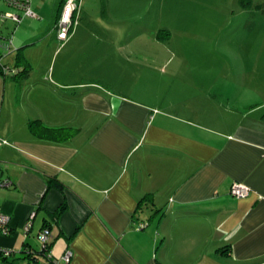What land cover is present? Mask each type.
<instances>
[{
  "label": "crops",
  "instance_id": "crops-1",
  "mask_svg": "<svg viewBox=\"0 0 264 264\" xmlns=\"http://www.w3.org/2000/svg\"><path fill=\"white\" fill-rule=\"evenodd\" d=\"M41 1L30 0L38 19L0 17L2 63L25 69L0 75V137L10 143L0 147V179L11 183L0 188L11 221L0 247L12 252L0 264H46L44 228L54 262L71 251L69 264H264V104L243 84L232 101L228 86L210 95L214 74L182 69L136 89L135 54L120 51L135 43L131 24L109 38L114 22L84 6L60 46L53 27L66 0L53 10ZM8 6L0 12L21 15ZM32 121L74 132L53 141L30 131ZM232 184L248 196L233 197Z\"/></svg>",
  "mask_w": 264,
  "mask_h": 264
},
{
  "label": "rangeland",
  "instance_id": "rangeland-1",
  "mask_svg": "<svg viewBox=\"0 0 264 264\" xmlns=\"http://www.w3.org/2000/svg\"><path fill=\"white\" fill-rule=\"evenodd\" d=\"M57 1L46 0L50 10ZM4 4L5 0H0V8ZM81 6L89 8L100 24L114 22V28H101L109 38H117L130 24L135 29V43L121 46L120 51L135 54L136 89L146 85L148 89V82L162 84L159 74L167 78L168 84L171 69H182L191 73L192 79L195 75L214 74L217 82H213L215 89L210 95L224 94L231 87L232 101L231 97L238 94L237 87L243 84L248 91L244 96L264 104V0H83ZM110 9L114 12L108 15ZM93 36L97 40L100 34L94 32ZM155 53L163 59L150 61L149 56ZM253 59H257L256 66ZM106 70L104 64L103 72ZM224 80L225 84L220 82ZM221 85L228 88L221 90ZM6 113L13 118L17 115L13 106L12 114L5 108Z\"/></svg>",
  "mask_w": 264,
  "mask_h": 264
},
{
  "label": "built area",
  "instance_id": "built-area-1",
  "mask_svg": "<svg viewBox=\"0 0 264 264\" xmlns=\"http://www.w3.org/2000/svg\"><path fill=\"white\" fill-rule=\"evenodd\" d=\"M6 3L11 8H14L21 12V16L18 14H0L1 18L11 19L16 23H20L23 18H36V13L32 10L30 5V0H5ZM78 5L76 0H67L66 4L63 7L61 12V16L58 22V34L57 37L59 40L64 41L68 36V29L72 25V16L74 12L77 10ZM11 42L9 41L8 44ZM10 143L4 139L0 138V147L9 146ZM9 180L0 179V188H7L10 185ZM249 190L243 185L240 184H232L230 188V194L236 198H246L248 196ZM34 217V212L30 214V219ZM11 221L7 214H5L0 209V236H8L10 233ZM31 227V222H27L24 225V232L28 233ZM50 232L47 228H44L38 234V240L40 243V249L42 252H45L47 244H49ZM12 252L8 249H3L0 247V257L9 258ZM48 260H51L52 264H69L72 258V252L66 251L59 262H54L49 253H47Z\"/></svg>",
  "mask_w": 264,
  "mask_h": 264
},
{
  "label": "trees",
  "instance_id": "trees-1",
  "mask_svg": "<svg viewBox=\"0 0 264 264\" xmlns=\"http://www.w3.org/2000/svg\"><path fill=\"white\" fill-rule=\"evenodd\" d=\"M82 1L83 0H76V3L78 5V8H77V10L74 12V14L72 16V25L68 29V36H67V39L66 40L61 41L57 37L58 29H59L58 28V22H59V19H60L61 14L59 15V17H58V19H57V21H56V23H55V25L53 27V36L59 42V45L60 46H63L65 43L68 42V40L73 36V34L75 33L76 29L78 28V26H79V24H80V22L82 20V17H81V8H82L81 4H82ZM66 2H67V0L63 4V7L66 4ZM63 7H62V10H63ZM62 10H61V12H62ZM19 16H21V15H19ZM28 19H38V16L36 14V18H28ZM20 23H16V24H20ZM8 42H7V44H8ZM10 44H8V45H10ZM23 70H25V69H23ZM23 70L22 69L20 71L17 70L16 72L13 73L11 69L7 68L2 63V60L0 58V75L3 78L8 77V76H16L17 73L19 74ZM262 119L264 120V114H263ZM29 129H30V131H32L36 135H39V136H41V135L42 136H50V140H53V141H62V140L69 139L72 136L73 132H74V130L73 129H70V128L68 129V128L46 127V126L42 125L41 122H39V121H32V122H30L29 123ZM1 139H3V138H1ZM47 253H50V244H47L45 252H42V250L40 249V252L37 253V254H39V255H41V256H43V257L46 258V260H47V263L46 264H52L51 263V260H48V258H47ZM27 255L34 256L36 254H34L32 252H28ZM0 259H2V257H0ZM3 259L6 260L7 258H3Z\"/></svg>",
  "mask_w": 264,
  "mask_h": 264
}]
</instances>
